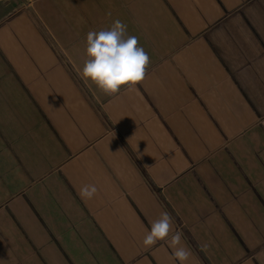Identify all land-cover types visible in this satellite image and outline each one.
Here are the masks:
<instances>
[{"label": "crops", "instance_id": "0c3cea01", "mask_svg": "<svg viewBox=\"0 0 264 264\" xmlns=\"http://www.w3.org/2000/svg\"><path fill=\"white\" fill-rule=\"evenodd\" d=\"M117 19L150 65L106 96ZM163 211L186 264H264V0H0V264H173Z\"/></svg>", "mask_w": 264, "mask_h": 264}, {"label": "clouds", "instance_id": "9594fccd", "mask_svg": "<svg viewBox=\"0 0 264 264\" xmlns=\"http://www.w3.org/2000/svg\"><path fill=\"white\" fill-rule=\"evenodd\" d=\"M111 16V12L107 13ZM85 59L79 71L80 77L106 96L119 93L122 87L134 88L146 77L150 57L139 46L138 37L127 34V25L119 19L110 28L99 31L90 30L85 41ZM99 189L95 184L84 185L78 190L82 199H92ZM173 218L167 212H161L158 219L151 222L142 245L149 248L158 241L165 242L171 249L170 259L175 264H186L191 251L182 245L183 234L173 231Z\"/></svg>", "mask_w": 264, "mask_h": 264}, {"label": "rangeland", "instance_id": "374dc122", "mask_svg": "<svg viewBox=\"0 0 264 264\" xmlns=\"http://www.w3.org/2000/svg\"><path fill=\"white\" fill-rule=\"evenodd\" d=\"M21 1V0H20Z\"/></svg>", "mask_w": 264, "mask_h": 264}]
</instances>
